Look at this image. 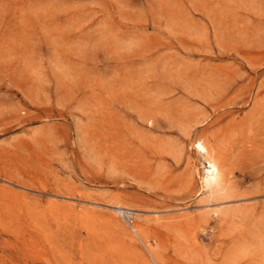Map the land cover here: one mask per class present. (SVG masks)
<instances>
[{
    "label": "rangeland",
    "instance_id": "rangeland-1",
    "mask_svg": "<svg viewBox=\"0 0 264 264\" xmlns=\"http://www.w3.org/2000/svg\"><path fill=\"white\" fill-rule=\"evenodd\" d=\"M0 264H264V0H0Z\"/></svg>",
    "mask_w": 264,
    "mask_h": 264
},
{
    "label": "bare ground",
    "instance_id": "bare-ground-1",
    "mask_svg": "<svg viewBox=\"0 0 264 264\" xmlns=\"http://www.w3.org/2000/svg\"><path fill=\"white\" fill-rule=\"evenodd\" d=\"M197 146H199V145H197ZM218 165L216 163L212 162V161H207L205 163V165H204V174L205 175L202 176L201 180H200L205 187L208 186L210 182H214L216 177L218 176V170H219ZM116 207L119 208V206H116ZM214 213H216V211H214ZM173 217H175V216H173ZM159 219L160 218L158 216V217H153L151 220H154L155 221L154 223L156 224V221H158ZM160 221H161V219H160Z\"/></svg>",
    "mask_w": 264,
    "mask_h": 264
}]
</instances>
